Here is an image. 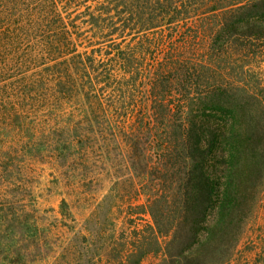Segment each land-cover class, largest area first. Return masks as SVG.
Instances as JSON below:
<instances>
[{"label": "trees", "instance_id": "16d2710c", "mask_svg": "<svg viewBox=\"0 0 264 264\" xmlns=\"http://www.w3.org/2000/svg\"><path fill=\"white\" fill-rule=\"evenodd\" d=\"M112 113L134 178L76 232L74 264L238 260L264 205V0H0V160L10 132Z\"/></svg>", "mask_w": 264, "mask_h": 264}, {"label": "rangeland", "instance_id": "374dc122", "mask_svg": "<svg viewBox=\"0 0 264 264\" xmlns=\"http://www.w3.org/2000/svg\"><path fill=\"white\" fill-rule=\"evenodd\" d=\"M107 120L93 132L40 130L34 140L10 132L0 160V264H74L76 232L116 181L134 178L127 138L133 127L118 113ZM238 251L231 264H245V254L264 264V205Z\"/></svg>", "mask_w": 264, "mask_h": 264}]
</instances>
